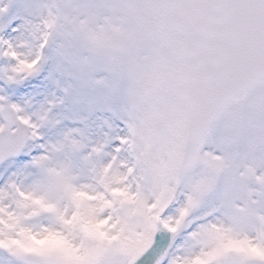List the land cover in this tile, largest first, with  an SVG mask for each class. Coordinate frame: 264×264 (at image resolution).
<instances>
[{
	"label": "snow or ice",
	"instance_id": "1",
	"mask_svg": "<svg viewBox=\"0 0 264 264\" xmlns=\"http://www.w3.org/2000/svg\"><path fill=\"white\" fill-rule=\"evenodd\" d=\"M0 264H264V0H0Z\"/></svg>",
	"mask_w": 264,
	"mask_h": 264
}]
</instances>
